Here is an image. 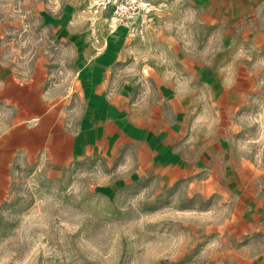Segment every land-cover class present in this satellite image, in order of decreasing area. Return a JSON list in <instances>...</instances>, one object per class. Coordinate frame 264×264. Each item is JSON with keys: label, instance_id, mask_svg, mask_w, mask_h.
<instances>
[{"label": "rangeland", "instance_id": "obj_1", "mask_svg": "<svg viewBox=\"0 0 264 264\" xmlns=\"http://www.w3.org/2000/svg\"><path fill=\"white\" fill-rule=\"evenodd\" d=\"M147 1L0 0V264H264V0Z\"/></svg>", "mask_w": 264, "mask_h": 264}, {"label": "built area", "instance_id": "obj_2", "mask_svg": "<svg viewBox=\"0 0 264 264\" xmlns=\"http://www.w3.org/2000/svg\"><path fill=\"white\" fill-rule=\"evenodd\" d=\"M98 3L103 7H110L111 20L115 23L131 24L135 18L150 9L147 0H98Z\"/></svg>", "mask_w": 264, "mask_h": 264}, {"label": "crops", "instance_id": "obj_3", "mask_svg": "<svg viewBox=\"0 0 264 264\" xmlns=\"http://www.w3.org/2000/svg\"><path fill=\"white\" fill-rule=\"evenodd\" d=\"M226 0H196V2H198L200 5H202L203 7H206L207 9L205 10L206 12L214 13L216 12L215 9H213V7H218L221 5H226L225 3ZM46 111H43L39 116L45 115ZM32 128H34L37 132H38V136L39 137H50L49 131H46L44 127H41L42 129H39L38 125H32ZM0 137H3V135H1Z\"/></svg>", "mask_w": 264, "mask_h": 264}]
</instances>
